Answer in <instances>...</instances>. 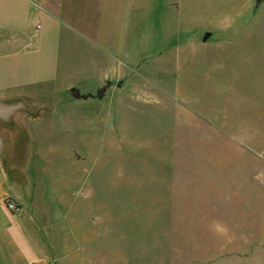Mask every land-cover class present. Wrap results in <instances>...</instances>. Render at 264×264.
<instances>
[{
	"label": "rangeland",
	"instance_id": "obj_1",
	"mask_svg": "<svg viewBox=\"0 0 264 264\" xmlns=\"http://www.w3.org/2000/svg\"><path fill=\"white\" fill-rule=\"evenodd\" d=\"M140 2L97 51L122 79L99 82L46 29L0 73L28 82L0 92L17 109L0 117V191L44 236L69 204L95 264H264V0ZM1 203L0 243L22 264L7 245L22 207Z\"/></svg>",
	"mask_w": 264,
	"mask_h": 264
},
{
	"label": "crops",
	"instance_id": "obj_2",
	"mask_svg": "<svg viewBox=\"0 0 264 264\" xmlns=\"http://www.w3.org/2000/svg\"><path fill=\"white\" fill-rule=\"evenodd\" d=\"M140 1L143 0H0V73L10 71L12 67L15 69L21 65H28L40 48L41 31L46 29L47 34H58L59 41L64 43L63 47H72L73 56L78 63L100 66L99 82L113 78L122 79V76L128 73L122 75L115 72L114 68L107 66L106 59L103 63L102 56L97 57V51L106 50V38L102 35L113 30L121 32L124 24H127L129 11L136 10ZM31 26H34L33 34L30 33ZM54 74L55 72L52 73ZM13 78L14 80H4L0 92L19 90L28 83L27 80L18 81L21 78ZM45 79L36 77L30 82ZM0 103L5 101L0 100ZM16 111L17 109L10 113L7 119L13 117ZM18 130L20 129L15 126L12 135ZM15 152L16 150L8 155L11 157ZM6 176L8 175L4 171H0V180ZM66 190L67 187L62 188L59 203L65 204L61 202V197L66 196ZM4 197L13 198L22 207V213L18 216L21 220L17 219L23 224L19 230L20 235L7 236V245L11 249L14 248L13 255L16 258L24 260L22 264H95L91 259L96 257V252L80 249L81 236L78 230L75 231V227H80V221L75 217L70 218L68 213L64 212L72 209L69 204L62 208L57 206L55 210H59L60 213L57 219H54L55 231L44 236L40 233V228L32 223L26 224L27 222L24 223L22 220L26 203L13 194L0 191L1 204ZM48 221L42 222L47 224ZM34 229L37 233L32 234ZM18 238L22 246L19 245ZM10 257V253L6 252L0 243V264H14Z\"/></svg>",
	"mask_w": 264,
	"mask_h": 264
},
{
	"label": "water",
	"instance_id": "obj_3",
	"mask_svg": "<svg viewBox=\"0 0 264 264\" xmlns=\"http://www.w3.org/2000/svg\"><path fill=\"white\" fill-rule=\"evenodd\" d=\"M207 37H208V34H206L203 39L205 40ZM105 88L106 87L102 88L99 91L97 97L101 96V94L105 90ZM70 93L74 98H86V96L80 95V93L76 89H71ZM15 109H16L15 107H12V106L9 107V106H6V105L0 103V117L6 119L10 115V113H12Z\"/></svg>",
	"mask_w": 264,
	"mask_h": 264
},
{
	"label": "built area",
	"instance_id": "obj_4",
	"mask_svg": "<svg viewBox=\"0 0 264 264\" xmlns=\"http://www.w3.org/2000/svg\"><path fill=\"white\" fill-rule=\"evenodd\" d=\"M5 207L9 212H12L14 214H18L20 212L19 207L16 205L15 202H13L10 199L5 200Z\"/></svg>",
	"mask_w": 264,
	"mask_h": 264
}]
</instances>
